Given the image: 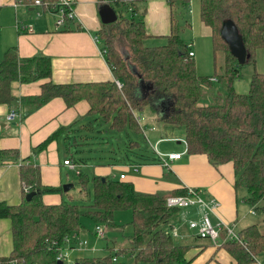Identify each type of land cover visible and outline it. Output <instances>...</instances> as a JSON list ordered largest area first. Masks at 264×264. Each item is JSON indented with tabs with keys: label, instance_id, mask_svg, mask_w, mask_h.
Masks as SVG:
<instances>
[{
	"label": "trees",
	"instance_id": "16d2710c",
	"mask_svg": "<svg viewBox=\"0 0 264 264\" xmlns=\"http://www.w3.org/2000/svg\"><path fill=\"white\" fill-rule=\"evenodd\" d=\"M167 1L171 7V31L166 35V43L148 45L146 41L152 34L145 26V0H110L117 19L103 23L98 35L113 71L112 81L64 84L50 79L42 84L39 94L17 98L12 93L13 81L30 83L50 78L53 63L51 57L42 54L22 58L17 46L9 47L0 61V104L13 106L20 101L25 107L22 114L25 118L56 97L63 98L67 107L85 100L90 105V116L111 122L116 130L129 129L138 133L142 128L136 114L152 106L161 95L171 106L160 120L184 127L190 154H204L216 167L232 162L235 188L247 189V203L264 220V72L255 70L249 91L238 92L235 83L242 64L231 53L221 33L223 22L233 20L250 54L245 63L256 61L257 52L264 49V0H200L201 20L212 33L214 75L198 72L196 60L189 56L190 44L183 37L192 24L186 20L180 25L175 17V10L190 6L191 0ZM42 2H49L46 8L58 12L59 0ZM69 19L66 18L65 27ZM219 52L225 55L221 75L217 72ZM215 76L225 85L226 91L222 95V91L215 88L218 103L202 104L204 87L214 88L211 77ZM140 77L151 84L144 96L137 94ZM81 120L59 128L34 147L35 153L46 149L54 137ZM135 144L138 146L139 142L131 140L130 146ZM4 159L18 161L20 153L16 149L0 148V160ZM20 175L23 184L35 188L29 191H34V195L27 200L29 192H25L19 204L0 201V219L11 221L13 236V250L9 256L0 255V264H58L53 241L64 245L67 238L79 234L84 228V217L96 224H113L119 210H131L133 214L130 247L102 257H83L77 260L79 264L189 263V246L178 244L168 228L178 209L166 204L168 196L186 194V190L147 192L137 189L132 181L97 173L91 176L81 171L82 187L93 185L92 204L84 206L67 200L49 204L44 196L61 191L62 187L44 185L41 167L34 162L21 165ZM238 233L239 239L228 240L221 246L233 256L235 264L254 262L264 253V232L255 223ZM122 254H129L130 260H119Z\"/></svg>",
	"mask_w": 264,
	"mask_h": 264
},
{
	"label": "crops",
	"instance_id": "0c3cea01",
	"mask_svg": "<svg viewBox=\"0 0 264 264\" xmlns=\"http://www.w3.org/2000/svg\"><path fill=\"white\" fill-rule=\"evenodd\" d=\"M16 1L18 0H0V61L9 47L17 46L22 58L38 54L51 57L53 72L50 78L30 83L13 81L12 93L15 97L39 94L42 84L50 79L55 83L64 84L114 80L113 71L106 60L105 46L98 35L104 23L101 6L105 3L110 4V0H76L74 19H69L67 26L60 28L56 25V15L46 8L49 2H45L43 6H36L32 5V1L25 0L27 2L17 7L15 6ZM192 1L196 2V0H191L190 6ZM197 1L200 12V0ZM24 5H28V11L23 10ZM145 5L147 6V13L144 16L145 26L147 31L152 34L148 40H152L155 45H160L165 42L166 35L171 31V7L167 0H145ZM111 7L113 8L112 5ZM38 11L42 14L38 15ZM19 21L23 25H31L33 31H19L17 29ZM204 26L206 25L204 24ZM207 28L209 27L206 26L203 31L205 36H212L211 29ZM158 40L162 41L156 43ZM187 41L190 44V49L195 52L194 59L198 72L202 73L197 58L201 56V43L198 40ZM195 45L200 49L196 51ZM214 78L213 83H220L216 76ZM150 89L151 84L140 77L137 94L144 96ZM170 106L169 100L163 99L161 95L158 96L151 106L153 119L159 121L168 112ZM89 110L90 105L85 100L78 102L73 107H67L63 98L56 97L26 118H22L25 107L20 101L13 106L0 104V148L16 149L20 153L18 161L0 160V201L19 204L24 199L25 192L35 190L34 187L23 184L21 180L20 167L27 162L40 165L41 179L44 185L59 186L62 174L59 168L61 161L57 149H54L57 142L51 141L48 144L49 150L42 151L36 156L31 155L32 150L59 128L70 125L80 118L83 119L84 116H89ZM12 111L18 112L14 120L8 118ZM148 119L149 117L144 115L142 122L145 121V128L149 130L152 138L153 136L157 138L155 144L158 143L160 146L161 143H166L165 150L158 149L163 153H181V157L171 160L170 166L167 167L158 162L156 156L152 158L144 155L143 160L131 165L124 162L113 163L110 167L98 164L94 166L93 174L108 175L118 179H121V174H125L126 177L121 180L132 181L137 189L147 192L186 190L187 187L201 188L206 198H214L220 202L216 213L211 215L215 225L222 221L236 228V225L246 218L247 213L257 214V212L253 213L251 210H247V213L245 212L242 216V208L248 204L246 201L248 194L242 196L239 192L243 187L235 188V169L232 162L216 167L206 155L190 154L185 143L181 140L185 138V131L181 133L180 129L173 126L161 127L154 122H149ZM166 128L171 129L166 131ZM164 136L167 137L164 138ZM135 146L137 145L135 144ZM136 164L139 167L138 170L133 167ZM116 170L120 171L118 175H116ZM126 170L130 173L127 174ZM44 201L49 204L61 202L55 195L47 194L44 196ZM187 209L179 210L180 216L174 221L171 219L170 226L177 232L176 237H180L178 243L189 246L188 264H235L233 256L225 247L221 246L227 240L226 230L224 228L220 230L219 245H214L210 239L199 237L197 231L190 233L189 230L192 229L187 221L193 218L189 219V210ZM131 217V213L117 211L113 224H103L106 226L105 235L94 241L93 225L96 226V223L85 221V225L91 224L93 230L84 227L79 234L72 235L70 241L64 245L67 248L68 257L71 255V258L77 263V260L83 257H102L100 255H104V253L101 252L102 249H98L102 244L107 252H109L108 249H119L117 247L118 226H122L123 221L129 222ZM78 239L87 240V244L78 245ZM12 250L11 221L0 219V255L9 256ZM65 260L63 264L66 263ZM248 264H264V253L258 255L254 262Z\"/></svg>",
	"mask_w": 264,
	"mask_h": 264
},
{
	"label": "rangeland",
	"instance_id": "374dc122",
	"mask_svg": "<svg viewBox=\"0 0 264 264\" xmlns=\"http://www.w3.org/2000/svg\"><path fill=\"white\" fill-rule=\"evenodd\" d=\"M191 6L188 7H178L175 10V17L179 21L181 25L185 24L186 20H189L192 24V28H188L184 31L183 37L186 40H198L201 43V56L198 58V64L202 70V73L204 75H214L215 73V65H214V56H213V48H212V38L210 35L205 36L204 26L199 12V5L198 1L191 2ZM191 7V8H190ZM177 21V22H178ZM209 29V28H207ZM163 40V39H162ZM162 40L156 41V43L161 42ZM146 43L148 45H155L152 40H147ZM166 43V40L165 42ZM162 43V44H164ZM124 44V43H123ZM121 46V45H120ZM125 47V46H124ZM123 47V48H124ZM122 48V47H121ZM122 48V49H123ZM196 51L200 49L199 46L195 45ZM124 51V50H123ZM126 54V52L124 51ZM217 72L219 75H221L224 72V61H225V55L223 52H219L217 54ZM257 70L260 72H264V49H260L257 52L256 61H251L248 63H244L240 67V76L238 77L235 88L240 93H247L250 88V81L253 72ZM221 89L222 95L226 91L225 85L221 83H214V88L210 86H205L203 90V98L201 100L202 104H216L218 103V98L216 97V89ZM142 116V119L145 116H148L149 122H154L155 124L159 126H168L171 125L168 123H165L163 121H155L153 119V108L151 107V104L147 106L144 112L140 113ZM153 115V116H152ZM26 118V117H25ZM142 131L141 132H135L132 130H124L119 131L111 127V122H106L102 118L97 119L96 116H84L83 119L76 125L73 126V128L67 127L64 129L59 136L54 137L52 141L57 142V145L54 147V149H57L59 159L61 161V165L59 166L62 174V181L59 183V186L62 187L61 191L57 192H49L47 195H55L58 197L59 202L62 200H67L72 203H78L80 205L88 206L92 204L93 201V185L92 183L89 184L87 188H83L80 183V177L79 173L75 169L70 168L69 166L64 164L65 157L71 158L73 161L77 163V168L82 170L83 173H88L93 175L94 166L98 164H103L104 166L110 167L113 163L118 162H124L129 165L135 164L143 160V156L145 155L148 157L155 158V153L153 151V147L155 145V142L157 138H155L148 129L145 128V121L142 122ZM151 125V124H150ZM172 127V126H171ZM176 129H180L181 133L184 131L183 126H173ZM146 129V133L148 134V137L150 138V142L147 140L145 136V132L143 129ZM171 128H166V131L170 130ZM53 135V134H51ZM167 135V134H165ZM184 136V134H183ZM167 136H164V138ZM184 138V137H183ZM131 140H135L139 142L138 146L131 147L130 142ZM77 142V144L75 143ZM154 142V143H153ZM166 143H161L158 148L160 150H165ZM53 149V150H54ZM49 145L46 149L43 151H48ZM42 152V151H41ZM40 153V152H39ZM37 153V154H39ZM36 156V153L34 150H32L31 155ZM117 174H119V170H116ZM127 171V174L130 172ZM72 185L68 190H65L66 185ZM240 194L242 196L247 195V189L245 187L240 189ZM57 200V199H53ZM253 206L250 204L243 206L242 208V216L245 214L247 210L252 211ZM187 210H189L188 217L193 219H199L200 212L198 207L192 206L189 207ZM131 213L132 217L129 222L123 221L124 223L121 224L122 226H118L119 231V237L117 238V247L119 249L121 248H128L130 247V236L133 233V226H132V219L133 214L131 210H119ZM179 211V210H178ZM180 213V212H179ZM178 212H176L172 216V221L176 220L179 215ZM247 213V212H246ZM213 220V218H212ZM85 221L88 223H93L92 220H90L88 217L83 218V225L89 230H93V227L91 224L89 226L85 225ZM215 223V221L213 220ZM258 223L264 232V220L263 217L259 214L252 215L251 213H247L246 218L243 220V222H240L236 225V228L234 227L236 232H239L242 228ZM187 224L189 225L188 221ZM94 226V240L100 239L96 234V226ZM103 229L105 230L104 225H101ZM190 229V228H189ZM87 230V232H89ZM171 232L173 233L174 240L178 243L180 237H176L174 235L173 230L170 227ZM189 232L194 233L196 230L192 229L189 230ZM221 237V236H220ZM92 241V244H93ZM91 242V241H90ZM179 244V243H178ZM98 249H102L101 252L104 253V255L100 256H106L105 254H109L111 251H115L113 249L109 250L107 252L105 250L104 244H102ZM99 253V252H98ZM119 260L123 262H128L130 260L129 254H122L119 256ZM65 264H75L76 261L70 257H68L65 260Z\"/></svg>",
	"mask_w": 264,
	"mask_h": 264
},
{
	"label": "built area",
	"instance_id": "2783aa9c",
	"mask_svg": "<svg viewBox=\"0 0 264 264\" xmlns=\"http://www.w3.org/2000/svg\"><path fill=\"white\" fill-rule=\"evenodd\" d=\"M24 2H27L25 0H18L15 2V6L19 7V5L23 4ZM76 3V0H59L58 3V12H54L51 8L48 9L50 12H53L57 17V23L56 25L60 28L61 26H65L66 18L74 19L75 17V11H74V5ZM29 5V4H28ZM28 5H24L23 10L28 11ZM32 5L36 6H43L44 3L42 0H32ZM38 15H41L42 12L38 11ZM17 29L19 31H33V27L31 25H23L20 21L17 23ZM105 52V50H104ZM190 57L195 56V52L190 49L189 52ZM212 81L215 80L214 77H211ZM118 85L121 87L122 84L120 81L117 80ZM17 111H12L9 113L8 118L10 120H14L17 116ZM136 119L139 122V124L142 123V116L141 114H136ZM142 127V125H141ZM143 131L145 132V136L147 140L150 142V138L148 137V134L146 133V129L144 128ZM187 149H188V143L187 140L181 139ZM153 150L156 154V158L158 162L162 163L163 165L169 167L170 161L179 159L181 157V153H163L158 149V143L154 145ZM64 164L69 166L72 169H75L77 173H80L81 170L77 168V163L74 162L71 158H66L64 160ZM135 170H138V165H133ZM126 177L125 174H121L120 178L124 179ZM166 204L169 208H176L178 210L181 209H187L192 206H196L199 209L200 217L198 220L192 219L189 220V226L191 229H194L197 231V235L201 238H207L210 239L214 245H219V238H220V230L224 228L227 232V240H237L239 239V233L235 231L234 226L227 225L220 221L217 225H215L212 221L211 215L213 213H216V209L220 206V202L217 201V199L214 198H206L203 194V189L201 188H194V187H187L186 194H179V195H170L167 197ZM255 213V209L253 207L252 211ZM103 224H96V234L98 236H104L105 230L103 227H101ZM173 230V227L168 225V228ZM171 232V230H170ZM174 235L177 236V232L173 230ZM173 235V233L171 232ZM72 237V236H71ZM70 238H67L65 240V243L69 242ZM225 241V242H226ZM224 243V242H223ZM78 245L84 246L87 244V240L78 239ZM52 245L57 250V259L59 261H64L68 257L67 248L64 245H60L57 241H53ZM79 264V263H75Z\"/></svg>",
	"mask_w": 264,
	"mask_h": 264
},
{
	"label": "water",
	"instance_id": "95a60500",
	"mask_svg": "<svg viewBox=\"0 0 264 264\" xmlns=\"http://www.w3.org/2000/svg\"><path fill=\"white\" fill-rule=\"evenodd\" d=\"M101 15L104 23H111L117 19L116 12L109 3L101 6ZM221 33L225 41L229 44L231 53L238 59L240 64H244L250 57V54L247 52L243 36L239 32L236 23L231 19H226L223 22ZM71 186V184L66 185L65 190H68ZM33 195L34 191L29 192L26 199L30 200ZM58 264H63V262L60 261Z\"/></svg>",
	"mask_w": 264,
	"mask_h": 264
}]
</instances>
